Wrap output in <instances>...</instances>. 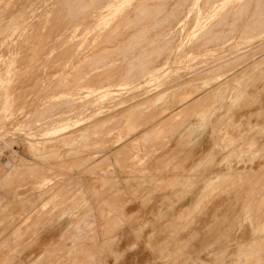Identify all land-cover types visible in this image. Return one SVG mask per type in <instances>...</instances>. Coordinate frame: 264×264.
I'll return each instance as SVG.
<instances>
[{"label": "rangeland", "instance_id": "rangeland-1", "mask_svg": "<svg viewBox=\"0 0 264 264\" xmlns=\"http://www.w3.org/2000/svg\"><path fill=\"white\" fill-rule=\"evenodd\" d=\"M246 1L0 0V264H264V0ZM227 81L230 111L221 91L192 106Z\"/></svg>", "mask_w": 264, "mask_h": 264}, {"label": "crops", "instance_id": "crops-1", "mask_svg": "<svg viewBox=\"0 0 264 264\" xmlns=\"http://www.w3.org/2000/svg\"><path fill=\"white\" fill-rule=\"evenodd\" d=\"M245 96H246V93L245 92H243V93H241V94H236V95H234V96H232L231 97V95L229 96V98H228V100H227V107L226 108H221V109H226L227 111H230L232 108H234L236 105H238L240 102H241V100H243L244 98H245ZM220 109V110H221ZM144 115H147V114H144ZM143 117V115L142 116H140V117H138L136 120H134L131 124H130V126H129V129L130 130H132V131H136V130H138L140 127H141V125L142 124H145L146 122H148L152 117H150V118H144L145 119V122H139V120L141 119ZM210 124L212 125V127H213V129L215 128V124L213 123V120H211V122H210ZM129 125V124H128ZM127 125V126H128ZM209 125V124H208ZM207 125V126H208ZM206 126V127H207ZM205 127V128H206ZM205 128H202V127H200L198 124H197V121H195V122H191V123H189L185 128H184V130H183V132H181V134H180V138H182V139H191L193 136H194V134L196 133V132H199V131H201V130H204ZM120 136V135H119ZM224 138H226V141H228L229 142V144H231V146H233V144L235 143V141H233V139L231 138V136L230 135H228L227 133H225V135L223 136ZM251 140H255L254 138H251ZM251 140H249V141H247V144L251 141ZM255 142H256V140H255ZM257 143V142H256ZM243 147H237V146H235V148H233L231 151H229V153L226 155V157L224 158V162L225 163H227V168H228V170L226 171V172H220V173H217V174H215V175H212L211 177H214L213 179H211V181L212 182H217V181H219L220 179H222L224 176H230V177H232L233 175H230V174H232V172H234V168L231 166L232 164V162L234 161H236V162H240V160H241V158H240V153L239 152H235V150H239V149H242ZM64 157H67V155L68 154H66L65 152H64ZM61 158H63V157H61ZM212 162V160H211V158H206L205 160H203V161H201L200 163H198L197 164V166H196V168L197 169H199V168H201V166L203 167V166H205L206 164H208V163H211ZM116 163V162H115ZM231 164V165H230ZM171 178H173V177H171ZM207 178V177H206ZM206 178H204V179H206ZM178 180H176V181H173V182H171V183H176ZM211 182V183H212ZM181 185H182V187H185V189L187 190V188L188 189H191V187H192V185L194 186V180H192V178H185L184 180H182L181 182ZM208 188V187H207ZM179 190L180 191H178L179 192V195H182V192H181V188H179ZM194 190V191H193ZM192 191V193H190V194H188V196H195V198L194 199H192L191 200V202L188 204L189 205V207L190 206H192L196 201H197V199H198V197H201V196H204L205 194H206V191H207V189H206V191H205V193H202V187H201V189H197V188H195V189H193ZM226 190V189H225ZM187 191H189V190H187ZM184 194H187V193H184ZM212 195L214 196V195H218V193H215V194H213L212 193ZM199 206V205H198ZM53 209H54V207H53ZM52 209V210H53ZM196 211V210H195ZM79 225V224H78ZM175 227H177V226H179V227H181V226H184L182 223H178V224H175L174 225ZM128 255H129V252H126L125 253V255H124V259L126 258V259H128ZM147 255H148V259L149 260H151V259H153L154 258V254L152 253V252H150V251H148V253H147ZM129 256H134V255H129ZM135 257V256H134ZM140 259H142L141 257H136L135 259H130L131 261H135V262H131V264H141L140 262H138ZM110 260H114V258H110ZM125 263H127V261L125 262Z\"/></svg>", "mask_w": 264, "mask_h": 264}, {"label": "bare ground", "instance_id": "bare-ground-1", "mask_svg": "<svg viewBox=\"0 0 264 264\" xmlns=\"http://www.w3.org/2000/svg\"><path fill=\"white\" fill-rule=\"evenodd\" d=\"M244 1V0H243ZM246 1V0H245ZM247 2V1H246ZM245 2V3H246ZM249 3H247V5H248ZM145 6V5H144ZM243 8H245V7H243ZM142 10V9H141ZM203 10V9H202ZM208 10V9H207ZM233 10V9H232ZM243 10V9H242ZM206 11V10H205ZM240 11V10H239ZM238 11V12H239ZM203 12V11H202ZM230 12V11H229ZM241 12V11H240ZM204 13V12H203ZM202 17V16H201ZM237 21V20H236ZM216 30V29H215ZM206 31V30H205ZM208 31V30H207ZM211 31V30H210ZM158 57V56H157ZM160 57V56H159ZM164 57H165V55H164ZM168 57V56H167ZM155 58V57H154ZM158 59V58H157ZM174 59V58H173ZM143 60V59H142ZM153 60V59H152ZM151 60V61H152ZM144 61V60H143ZM164 61V60H163ZM166 61V60H165ZM161 65V64H160ZM159 65V66H160ZM0 66H1V63H0ZM6 66V65H5ZM197 67V66H196ZM214 67V66H213ZM7 68V67H6ZM149 68H150V66H149ZM153 70V69H152ZM155 70H156V68H155ZM209 70V69H208ZM147 71V70H146ZM7 72V71H6ZM142 72H144V71H142ZM9 73V72H8ZM150 73V72H149ZM11 72L9 73V74H7V75H9L10 77H11ZM148 74V73H147ZM5 76V75H4ZM9 76H7V77H9ZM13 76V75H12ZM142 76H145V73H144V75H142ZM217 77V76H216ZM5 78V77H4ZM222 78V77H221ZM7 80H8V78H7ZM215 81V80H214ZM3 82V81H2ZM216 82V81H215ZM228 82V81H227ZM137 83V82H136ZM208 83V82H207ZM155 84V82H153V81H149V82H142V83H139V84H136V85H134V87L135 88H144L147 92H149L150 91V88H152V86ZM232 84V83H231ZM8 85V84H7ZM208 85H209V83H208ZM207 85V86H208ZM218 86V85H217ZM230 85H229V82L228 83H226V84H222L221 86H219V87H217V88H215V89H213V90H211V92L205 97V99L202 101V100H196L197 101V103H193V105L192 106H200L201 105V103H199V102H204L206 99H208L209 97H210V95H213L215 92H223V94H224V96H226L227 94H228V96H227V98L226 99H228V97H229V94H230V87H229ZM177 89V88H176ZM4 90V89H3ZM152 90V89H151ZM3 92V91H2ZM4 93V92H3ZM9 93V92H8ZM194 93V91L191 93V95H190V93H189V95L188 94H182L183 96H185V97H187V98H190V96H192V94ZM159 94V93H158ZM157 93H156V97H152L153 99H151V101H156L157 100V98H159L160 97V95H158ZM152 95V94H151ZM1 96V95H0ZM153 96V95H152ZM155 96V95H154ZM3 98V97H2ZM6 99V98H5ZM222 100H224V99H222ZM196 101H194V102H196ZM183 103H186V102H183ZM5 106H7V105H5ZM138 108L139 107H137V111H138ZM60 109H62V108H60ZM137 111H136V113H137ZM135 112V111H134ZM139 114H140V112H139ZM138 114V115H139ZM177 114V113H176ZM183 114V113H182ZM137 115V116H138ZM181 116V119L183 118V115H180ZM209 116V115H208ZM207 116V117H208ZM204 117V116H203ZM205 119V118H204ZM203 119V120H204ZM161 120V119H160ZM78 123V122H77ZM73 124V123H72ZM70 125V124H69ZM9 174H10V172H9Z\"/></svg>", "mask_w": 264, "mask_h": 264}]
</instances>
